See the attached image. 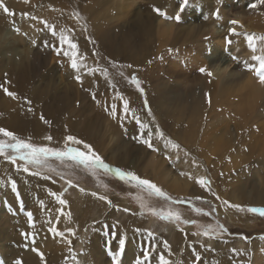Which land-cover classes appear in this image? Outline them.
I'll list each match as a JSON object with an SVG mask.
<instances>
[{"label": "rangeland", "instance_id": "rangeland-1", "mask_svg": "<svg viewBox=\"0 0 264 264\" xmlns=\"http://www.w3.org/2000/svg\"><path fill=\"white\" fill-rule=\"evenodd\" d=\"M10 1L11 3L8 4ZM115 1L117 2L116 10L115 7L113 9H108L107 6L102 7L104 6L103 0H73V2L70 1L64 5L59 0H0V3H3L14 13L10 16L6 24L7 27L11 28L13 32H18L20 28L28 26L32 30L31 38L33 40L30 45L29 57H22L18 60L3 59L0 63V86H2L0 87V128L13 132L18 138L25 141L37 145L58 147L61 150L65 149L64 138L72 135L90 144L94 152L112 168L132 172L141 179L154 183L166 193L169 199L150 195L147 190L135 186V182L120 180L114 172L87 169L83 166H76L75 162L72 161L52 159L49 163L55 171L41 169L40 175H32V172L37 171L35 166H29L30 171L25 173L22 170H17L23 165L22 161L17 160L16 164H12L0 156V187L3 186L2 192L6 189L3 185L4 177L8 176L7 174L12 170L14 173L27 178L24 183L28 186L23 185L26 191L32 190L29 185H39L37 192L42 193L41 187H45L49 189L45 195H49V192L55 193L56 195H53L55 198L59 196L66 200V204L60 205L56 199L53 207L57 208L58 216H60L57 223L66 222V215L70 214L71 222H75L80 227L77 229V226L74 225L70 228V232L69 229L66 230L69 232L67 235L70 234L66 241H71L69 248L73 256L72 260H74V262L70 260L72 264H93L94 261L99 262V260H102V264L105 262V264H136L137 259H140L142 264H160L161 257L167 260L169 264H261V259H264V217L247 211H238L226 206L224 202L240 205L245 209L247 207H264V189L261 193L256 192L259 180L253 176L256 170L264 172V164H262L264 163V155L261 156V153L256 149L257 155H254L253 159L245 160L246 162L243 161V163L239 161L236 166H234L236 160L234 157L232 159L231 154H226L223 157L220 154L212 155L209 158L206 157L207 159L201 154L204 156L203 158L198 147L190 148L178 138V135L182 136L184 131L185 118H181V121H175L165 112H160L158 114L160 121H157L154 112H151V116L148 115L150 109L149 95L153 93V89L162 88L164 84H168L165 88L172 91L186 89L184 93L192 91L196 87L207 88L214 82L211 69H205L203 73L199 69L194 70L195 72L187 71L180 76L171 71V67L168 65L171 58L163 54H160L158 59L150 61L148 65L145 63L146 65L142 67H128V64L119 63V61L106 56L100 49L95 50V59L91 65L88 67L81 66L79 71L73 70L70 64H65L68 56L61 57L62 60L59 61L54 62L52 60L53 56L57 58L55 55L64 49L59 38L55 49L56 35L50 37L54 33L51 28L55 20L60 25L61 23L64 24L67 14H70L74 20L73 33L75 38L79 39V36L83 35L84 41L90 43L92 41L91 45L96 48V39L93 36L95 27L115 26L114 23L117 20L113 18L119 14L120 4L119 0ZM135 1H137L135 2L136 9L138 8L136 6L140 4L139 9L144 3L148 4V0ZM180 3L174 10L160 11L163 14L158 16L156 23L161 24L160 21L173 22L171 24L179 26L183 22L178 18L182 16L187 18L190 14L207 19L204 17L207 14H203L205 11L213 17L215 14H221L223 10L227 12L231 5L238 3L243 12L228 15L226 29L241 34L264 36V3H261L260 0H188L186 4L182 0ZM251 4L257 6L252 8L250 7ZM94 10L98 11L99 16L96 17L95 14L97 13ZM1 12H3L2 9H0ZM172 13L175 15L172 16ZM175 16H179L178 20ZM52 19L54 21H51ZM188 20L190 19L188 18ZM42 21H46L48 26L46 27ZM232 21L238 23L233 24ZM45 30L48 34L45 33ZM54 31L57 33V37L61 34L57 29ZM220 31H222V27ZM224 34L225 32H223ZM42 38L48 40L43 42ZM243 52H246L247 57H244ZM262 53H264V42L257 41L256 50L253 52L248 47L244 35H233L230 32L226 37L220 65L222 66L230 60L233 67L236 66L239 70L250 74L253 82L257 83L260 80L253 71L249 70L248 65L255 64L251 60L252 55H261ZM55 65L58 68L56 71L54 70L53 75L51 74V82L59 83V87H45L44 84H48V81H42L43 85L41 82H37L38 77H42L44 72ZM90 69H95V73L91 74ZM102 70L107 71V77ZM130 70H134V73ZM21 72H24L26 76L24 80L21 78ZM120 72H123L124 76H120ZM77 75L81 76L79 82L75 78ZM131 76H135L139 81L143 95L137 90L136 85L130 82ZM90 80H93L92 82L94 80L106 81L113 84V87L109 89L105 86L102 94L98 92L94 95L89 93L87 88V83ZM120 81L124 85L123 88H128L135 93V98H138L139 104L144 107L149 122L145 130L140 129L141 134L135 132L136 138L140 135L148 138V133L155 134L156 128L164 133L163 138L158 139L159 143L152 142L151 148L147 144H143L142 140L139 142L140 139L134 142L130 136V138H124L128 141L125 142L117 135L122 127L120 113L124 101L122 99L123 94L120 93L118 87ZM262 84L264 88V83ZM3 87H7L9 91L16 93L17 99L7 96ZM23 98L31 101V112L28 111L29 105L23 103ZM145 103H147V108ZM113 105L117 107L118 117L116 118H113L110 112ZM199 107L198 104L190 106L192 110ZM203 108L201 111L203 113L213 111L208 103ZM219 109H217V113L225 112L221 108ZM51 113H55V122L57 121L55 129L52 130L50 125L53 123L49 121L46 124L40 119L43 115L47 120ZM224 115V118H220L221 120L228 117V114ZM138 117L141 119V115ZM261 117L264 119L262 115ZM169 119L171 121L166 123ZM216 119L219 117L214 118L213 121L206 117L202 129L217 123ZM36 120L41 121V124L38 122L39 128ZM159 123L164 125L163 127L166 129H161ZM218 125L216 127L221 130L223 128L221 131L223 132L225 130L224 122ZM235 125L232 122L230 131L231 129L234 130ZM116 129L118 132H115ZM48 135L53 137L51 142L44 139ZM0 140L6 143L10 142L9 138L3 137L2 134H0ZM173 145L178 147H173ZM69 146L86 151L83 149V145L69 144ZM238 146L241 150L245 148L242 151L247 150L245 147L247 145ZM236 147L237 145L231 147V153H235L233 150H236ZM122 148L126 151L121 160L131 164L130 168L120 167L111 161V157L117 155V152L121 151ZM141 152H146V155H142ZM6 153L11 154V150H6ZM257 157H259V161ZM156 160L157 162H155ZM227 166H230L231 170ZM198 179L206 180L207 184L201 187L196 182ZM69 181L71 187H69ZM167 181L169 184L166 183ZM171 182L174 187L170 184ZM245 182L249 183V192H234V189L236 190L240 186L239 183L244 185ZM186 184H189V189L192 190V187H195L197 191L189 195L176 194L174 188ZM260 187H264V185L261 184ZM16 190L18 189L16 188ZM101 196L107 199H100ZM137 197L140 200H137ZM198 197L199 199H197ZM2 199L4 202L6 197ZM141 201H143L144 207H141ZM173 201H180V203H173ZM5 206L8 207L7 201H5ZM65 207L68 210L65 209L64 211ZM21 208L20 211L22 212L27 208L26 204ZM197 208L201 211L196 212L195 209ZM213 208L216 210L212 211ZM9 209L7 208L9 215L11 214L9 211L15 213L14 209L10 207ZM169 210L178 212L182 220H188L191 223L177 224L163 220L158 215L153 214V212L166 213ZM79 212H81L82 217H80ZM203 213H208V215H203ZM5 218V214L0 215V227L7 225L8 222ZM53 221L54 217L50 216L44 222L41 230L46 233L49 223ZM217 225H223L227 231L218 232L211 237L196 234L200 231V227H215ZM132 226L134 227L132 228ZM71 229L73 230L71 231ZM1 231L0 228V233ZM60 231L62 230L60 229ZM41 232H35V237L40 239ZM59 238H63L61 234ZM174 238L178 240L177 243L174 242ZM93 245H97L96 252L98 254ZM8 246L9 243L6 247ZM33 247L36 245L31 246L30 251ZM37 247H41L45 251V247L41 244H38ZM224 247L227 248L226 253H220L219 251H223ZM93 248H95L94 251ZM146 250L149 255L147 260H144L143 252ZM0 263L6 264V261L2 260Z\"/></svg>", "mask_w": 264, "mask_h": 264}, {"label": "bare ground", "instance_id": "bare-ground-1", "mask_svg": "<svg viewBox=\"0 0 264 264\" xmlns=\"http://www.w3.org/2000/svg\"><path fill=\"white\" fill-rule=\"evenodd\" d=\"M70 1L73 2V0H59L62 5L67 4ZM181 1L182 0H148V4L144 3V5L139 9L140 4L139 6H136L138 7L136 9L135 2L137 1L119 0V14H117V17L113 18L117 20L114 23L115 26L110 27L109 25L110 28H103L102 26L95 27L93 36H95L96 39V48L91 45L92 41L91 43L85 42L83 35H80L79 39L75 38L73 33L74 20L70 14H67L64 24L61 23L60 25V23H57L55 20V23L52 24L53 27L51 28L54 33L50 37H55L54 35H56V40L54 42V47L56 49L58 38L60 40L61 34L57 37V33L54 30L57 29L59 32L64 30V35L68 36L72 42L76 41L75 43L78 45V56L82 58L80 63L83 67L91 65L95 59V50L100 49V51H102L106 56L115 59L117 62L119 61V63L124 62L128 64V66L131 65V67H142L146 64L148 65L150 61L158 59L160 54L166 55L171 58L168 62V65L171 67V71L180 76L187 71H197V69L201 68L211 69L214 82L207 88L196 87L193 88L192 91L184 93L186 89L182 91H172L169 88H165L168 84H164L162 88L153 89V93L149 95V103L147 102L150 104L149 106L151 112L156 114L157 121H160L158 115L160 112H165L167 116L174 118L175 121L185 118L186 125L184 127V131L182 136L178 135V138L190 148L198 147L200 155H204L205 158H209L212 155L217 156L220 154L223 157L226 156V154H231L232 159L235 158L237 161H234V166H236L239 164V161L243 163V161L246 162L254 155H257V151L255 152L256 149L259 153H261V156L264 155V119L261 117V115L264 117V109H262L264 106L263 84L259 81L254 83L250 74L239 70L236 66L233 67L230 60L222 66L220 65V61H222L221 56L223 55L226 44V37L230 34L228 29H226L227 17L228 15L231 16L243 12L242 9H240L241 5H238V3L231 5L227 12H224L223 10L221 14H215L213 17L208 15L207 11H205L203 14H207V16H204L207 17V19H202L200 16L197 17L196 15L192 16L190 14H188L189 16H187V18L186 16H182L180 18H178L179 16H175L176 19H181L184 23L181 25L179 24V26L171 24L173 22L165 23L160 21L161 24L156 23V19H158L160 14L155 12L153 10L154 8H158L160 11L169 9L174 10L177 5L181 4ZM10 3L11 1L8 4ZM103 5L104 6L102 7L107 6L106 8L108 9H113L114 7L115 10L117 9V2L115 0H103ZM133 8H135V10H132ZM90 9L92 8L90 7ZM97 12L98 11H96V13ZM95 15L97 17L99 16V13ZM171 15L173 16L175 13H172ZM190 16H192V18H190ZM188 18L190 20H188ZM9 19L10 15L5 14L4 12L0 13V63L3 59L18 60L20 58L22 59V57H29V50H31L30 45L33 41L31 38L32 30L28 26L20 28L18 32H13V30L8 28L6 25ZM171 20L173 21V19ZM51 21H54V19ZM203 27L205 28L203 29ZM221 27L222 31L225 32L224 35L223 32L220 31ZM45 33L48 34L46 30ZM47 40L48 39L44 40V38H42L43 42ZM62 45L64 48L63 51L55 55L57 58L54 56L52 57L54 62L56 60H62L60 58L64 57L63 53L65 51H70L67 48V45ZM243 54L244 57H247L246 52H243ZM65 64H70L69 57H67V62ZM56 68H58V66L56 67L55 65L53 68L44 72L42 77H38L37 82H41L42 84V81H48V84H44L45 87H59V83L54 84L51 82V74H54V70L56 71ZM130 71L134 73V70ZM21 78L22 80L26 78L24 72H21ZM92 81H88L87 88L89 93L94 95L98 92L99 94H102L105 90V86L109 89H112L111 87H113V84L106 81ZM123 86V83L120 81V84L118 83V87L121 91L120 93L123 94L122 99L129 102V108L134 111L135 116L141 115L140 120H142L143 123L148 124L149 122L146 118V112L144 107L139 104V99L135 98L136 95L132 90L123 88ZM176 86L179 87V85ZM207 103L213 111L210 113L201 112L204 109L203 106ZM195 104H198L200 107L196 110H192L190 106ZM219 108L225 112L217 113V109ZM261 110L262 112H260ZM55 113H51V116L47 119L53 123L50 125L51 130L55 129V123L57 122H55ZM224 114H228V117L221 120L220 118H224ZM120 117L122 127L119 132L117 131L118 129H116L115 132H118V134H116L123 141L128 142L124 138H130V136H132L130 139L134 142H136V140L138 141V139H140L139 142L145 139H150L151 143L160 142L158 140L159 137H157L156 134H152L151 137L148 138L144 135V138H141L143 137L141 135L136 138V133H140L139 125L136 124L135 119L131 114L125 116L123 108L120 113ZM206 117L211 121H213L216 117H219V119H216L218 121L217 123H213V125H209L202 129V125ZM117 120L119 119L117 118ZM168 121H171V119L167 120L166 123H169ZM222 121L224 122L223 126H225V130L223 132H221L223 130L222 127V130L216 127L220 123L223 124ZM38 122L40 123L41 121L36 120L37 127L39 128L41 123L39 124ZM232 122L236 125L234 130L231 129L230 131V125ZM163 126L159 123V127L161 129L165 128ZM233 145H237L235 148L236 150H233L235 153H231V147ZM238 145H240V147L241 145L242 147L247 145L245 146L247 150L242 151L243 149L245 150V148L241 150V148H238ZM125 151L126 150L122 148L121 151L117 152V155L111 157V161L120 167L130 168L132 166L131 164L121 160L122 156L125 155ZM141 154L146 155V152H141ZM202 155L201 157L204 158ZM257 159L259 161V157H257ZM155 162H157V160ZM260 163L262 162L260 161ZM228 168L231 170L230 166ZM7 175L8 176L4 177L3 181V185L6 187L5 191L2 192L3 186L0 187V215L5 214V220L8 222L5 227H0L2 230L0 233V262L5 260L6 264H15V261L19 259L23 262V264H72L70 260H72L73 256L69 248L70 245L68 241H66V239L70 236V234L67 235V233L70 231L66 232V230L70 229L74 225L77 226V229H79V225L75 222H71L72 218L70 214L66 215V222L63 221L61 224L57 223L59 213L57 208L53 207L57 198L51 195L50 192L49 195H45L49 189L41 187L42 193H40L37 192V189L40 187L39 185H29V188L32 190L28 192L23 187V185L28 186L24 183L26 182L25 179L27 180L26 177H23L18 173H14L12 170ZM253 176L259 180L256 192L261 193L264 189V187H260L261 184L264 185V172L256 170ZM13 182L16 184L18 189L15 192L12 188L10 189ZM166 183L169 184L168 181ZM170 184L174 187L172 182ZM239 184L240 186H238L236 190L234 189V192H249L250 187L248 182H245L244 185L241 183ZM189 187V184H186L182 187H176L174 189L176 194L179 195H189L197 191L195 187H192V190L189 189ZM3 197H6L4 202L2 199ZM5 201H7L8 207L5 206ZM25 204L28 210H26V208L21 212L20 209H22L21 207ZM6 207L8 209L9 207L14 209L15 213L9 211L11 213L9 215ZM61 209H63V207ZM65 209L68 210V208L65 207L64 211ZM28 212L33 214L32 219L34 224L32 227L28 224ZM79 214L80 217H82L81 212H79ZM50 216L54 217V221L49 223L47 232L45 233V231H42L41 229L44 222H46ZM69 222H71V225H69ZM53 226L56 228V232L50 230ZM133 227L134 226H132V228ZM60 229L62 231H60ZM72 230L73 229H71V231ZM35 232H41V237L40 239L35 237V240L33 241L31 234H34ZM22 233H29L30 235L28 238H25ZM57 233H60L63 238H59L60 234L58 235ZM173 240L175 243L178 241L176 238ZM91 242L95 241L92 240ZM8 243L9 246L6 247ZM38 244L45 247V251H43L41 247H37ZM33 245H36L35 248L38 252L43 253V261L40 256L37 255V252L30 251V247ZM97 245H93L96 248H93V251L95 249V252L97 251ZM226 249L227 248L224 247L223 251L220 250L219 252L226 253ZM96 253L98 254V252ZM100 258L101 257L99 256V259ZM72 261L74 262V260ZM93 264H102V260H99V262L94 261ZM261 264H264L263 258L261 259Z\"/></svg>", "mask_w": 264, "mask_h": 264}, {"label": "snow or ice", "instance_id": "snow-or-ice-1", "mask_svg": "<svg viewBox=\"0 0 264 264\" xmlns=\"http://www.w3.org/2000/svg\"><path fill=\"white\" fill-rule=\"evenodd\" d=\"M188 0H184V3L186 4ZM261 3H264V0H260ZM257 5L256 4H251L250 7L255 8ZM0 9L3 10V12L7 15H14L3 3H0ZM155 12L158 14H163L160 12V9L154 8L153 9ZM43 24L47 27V22L42 21ZM231 23L236 24L238 23L237 21H232ZM233 35H244L245 40L247 41L248 47L252 49L253 52H255L256 47H257V41L264 42V36H256L255 34H241V33H236L233 32L231 29L229 30ZM231 43V41H228ZM60 43L67 45V48L70 51H65L63 53L64 56H68L70 58V67L73 70L79 71L81 68V57L78 56V45L74 42H72L71 39H69L68 36L64 35V30H61V36H60ZM251 60L255 62V64H250L248 65L249 70L253 71L255 75L259 78L261 83H264V53L261 55H252ZM113 66L115 67V64L113 63ZM128 67H131L129 65ZM104 72L105 77H107V71L102 70ZM202 73L205 72L204 68L199 69ZM89 72L91 74L95 73V69H90ZM120 76H124L123 72L119 73ZM210 75V73H209ZM76 80L79 82L81 81V76L77 75ZM130 82L134 85H136L137 90L143 95V89L140 87V83L137 80L135 76H131ZM2 87V86H0ZM4 93L13 98L17 99V94L9 91L7 87H3ZM23 103L29 105L28 111L31 112L32 108L30 107L31 101L28 100L27 98H23ZM145 107L147 108V103H145ZM123 111L125 113V116L128 114H131L133 118L135 119V122L137 125H139V128L141 130L146 129L148 127L147 124L141 122L139 117L135 116L134 111H132L129 108V102L128 101H123ZM111 115L113 118L117 117V107L113 105L110 109ZM148 115L151 116V111L150 109L148 110ZM40 119L44 123H49L43 115H41ZM0 134H2L3 137L9 138L10 142H4L3 140H0V156H3L5 161H9L12 164H16L17 160L22 161L23 165L18 167V171L22 170L25 173H28L30 171L29 166H35L37 168V171L32 172V175H40V170L41 169H46L48 171H55V169L51 168L50 165V160L55 159L59 161H72L75 162L76 166H83L84 168L87 169H100L105 172H114L116 176L119 177L120 180H127L129 182H135V186L147 190L150 195H154L156 197H161L164 199H169L166 195L165 192H163L159 187H157L154 183L146 180V179H141L137 175H135L132 172H125L120 170L119 168H112L110 165L104 162V160L94 152L92 146L72 135H68L64 138L65 142V149L61 150L58 147H52V146H47V145H37L34 144L30 141H25L23 139L18 138L13 132L8 131L4 128H0ZM155 134L159 138H163L164 133L159 129L156 128ZM152 133H148V136L151 137ZM45 140L51 142L53 140V137L51 135H48L44 138ZM143 143L147 144L149 148L152 147V143L150 139H145L142 141ZM69 144H75V145H83V149L86 151L80 150L78 147H71ZM173 147H178L177 145H173ZM6 150H11V154H7ZM183 174V173H182ZM198 184L201 185V187H204L207 184V181L204 179H198L196 181ZM69 187H71V182H68ZM16 184L13 182L12 183V190L15 192L16 191ZM51 195H56L55 193H51ZM215 195V194H213ZM60 205L66 204V200L61 199L59 196L56 197ZM218 198V197H217ZM100 199H107L106 197L101 196ZM137 200H140L139 197L136 198ZM199 199V197L197 198ZM110 203V201H109ZM173 203H180V201H173ZM224 204L230 208H234L238 211H247L248 213H254V214H259V216L264 217V207H247L246 209L240 205H233L229 204V202L225 201ZM143 201H141V207H144ZM216 209L213 208L212 211H215ZM196 212H200L201 210L199 208L195 209ZM154 215H158L161 219L174 222V223H191L188 220H182L180 214L176 211L169 210L168 212H153ZM61 215L63 213L61 212ZM203 215H208V213H203ZM28 224L30 227L33 226L34 222L32 219L33 214L31 212H28ZM60 217H57V220L59 221ZM200 227V226H198ZM51 231L56 232V228L53 226L50 228ZM70 231V229H69ZM227 231L223 225H217L215 227L213 226H206V227H200V231H198L196 234L197 235H203L207 237H211L215 234L222 233ZM58 235L60 233H57ZM22 235L25 238L29 237V233H22ZM151 235V233H149ZM32 240H35V234H31ZM71 244V241L68 242ZM123 244V241H121ZM32 251L37 252V255L40 256L41 260L43 261V253H40L37 251L35 247L32 248ZM148 251L143 252V257L144 260H147L148 258ZM198 259V257H197ZM15 264H23L21 260H16ZM136 264H142L140 259H137ZM160 264H169V262L163 257H161V262Z\"/></svg>", "mask_w": 264, "mask_h": 264}]
</instances>
